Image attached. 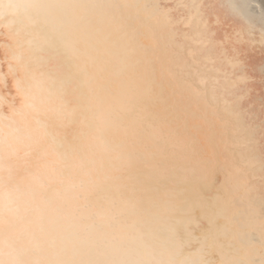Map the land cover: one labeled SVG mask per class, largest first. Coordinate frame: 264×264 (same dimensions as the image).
<instances>
[{
  "label": "bare ground",
  "instance_id": "bare-ground-1",
  "mask_svg": "<svg viewBox=\"0 0 264 264\" xmlns=\"http://www.w3.org/2000/svg\"><path fill=\"white\" fill-rule=\"evenodd\" d=\"M53 2L0 34V259L264 264V0Z\"/></svg>",
  "mask_w": 264,
  "mask_h": 264
},
{
  "label": "snow or ice",
  "instance_id": "snow-or-ice-1",
  "mask_svg": "<svg viewBox=\"0 0 264 264\" xmlns=\"http://www.w3.org/2000/svg\"><path fill=\"white\" fill-rule=\"evenodd\" d=\"M74 7L71 4L56 3L53 0H0V34H5L6 38L11 41V46L8 49V64L11 71V65L13 63L19 64V57L17 55L20 48L21 33L25 28L33 26L37 21L33 19V16L42 18L43 22L47 23L49 17H56L58 12L68 8ZM143 8V5L140 6ZM177 7H186V5L178 4ZM153 10L158 11V15L153 17V20H159L162 16L169 27H174L175 24L182 22V17L173 23L171 14L176 10L174 8H162L160 0H153ZM61 23H63L61 21ZM87 47V45H85ZM2 47V45H0ZM87 55V54H86ZM21 71L26 72L27 69L23 65ZM2 75H0V82H2ZM246 79V78H245ZM27 77L21 76L20 80H13V88L16 91L17 96L21 100L20 108L24 109L28 107L30 100H35L36 95L34 86L29 84L25 90L22 85L26 82ZM216 90L213 89V96L215 97ZM44 103V101H41ZM3 108V98L0 97V109ZM10 114H15V109L12 105L8 106ZM21 122L24 123L23 118ZM26 131L31 132V128L27 123H24ZM3 136V128L0 127V137ZM14 140V138H12ZM3 139H0V148H2ZM0 264L5 262L0 259Z\"/></svg>",
  "mask_w": 264,
  "mask_h": 264
}]
</instances>
